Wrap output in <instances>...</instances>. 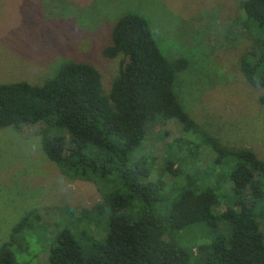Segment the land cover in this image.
I'll list each match as a JSON object with an SVG mask.
<instances>
[{
	"label": "trees",
	"instance_id": "obj_1",
	"mask_svg": "<svg viewBox=\"0 0 264 264\" xmlns=\"http://www.w3.org/2000/svg\"><path fill=\"white\" fill-rule=\"evenodd\" d=\"M242 10L252 47L240 58V72L249 87L264 90V0H245ZM102 55L123 58L108 94L100 73L88 63L67 62L42 85L0 83V130L44 125L42 151L62 174L95 181L113 171L119 180L118 188L104 193L83 216L102 233L99 238L84 229H59L44 248L46 264H264L262 214L255 211L264 199V161L249 149L222 146L185 112L173 83L187 61L167 60L147 21L133 13L117 21ZM158 118L182 126L184 135L175 147L186 144L194 175L207 172V166L198 168L205 158H198L202 150L211 153L208 183L188 176L170 201L166 185L148 180L153 159L133 157L148 125ZM166 159L162 173L175 180L185 163ZM222 164L230 169L227 176ZM218 187L230 192L229 201L220 202ZM37 219L30 212L12 229L9 243L0 246V264L30 263V258L17 260L13 248L18 236L38 232ZM189 229L200 238L187 246L183 238ZM198 240L203 242L194 247Z\"/></svg>",
	"mask_w": 264,
	"mask_h": 264
},
{
	"label": "rangeland",
	"instance_id": "obj_2",
	"mask_svg": "<svg viewBox=\"0 0 264 264\" xmlns=\"http://www.w3.org/2000/svg\"><path fill=\"white\" fill-rule=\"evenodd\" d=\"M244 1L0 0V83L42 85L67 62L88 63L100 73L108 94L123 58L107 59L102 52L111 44L117 21L125 14H137L147 21L167 60L187 61V68L175 76L173 93L189 117L222 146L249 149L264 161V90L249 87L239 65L252 47L243 26ZM43 130L44 125L0 130V246L9 243L12 229L34 212L40 229L28 238L18 236L13 248L17 260L30 258L29 264H46L44 248L59 229H84L99 238L102 233L93 223L87 225L83 216L119 184L113 171L95 181L62 174L42 151ZM183 135L179 123L158 118L148 125L139 152L133 153V157L144 154L153 159L148 180L166 185L164 195L169 201L186 185L188 176L196 182L202 178L206 184L212 172L210 150H202L198 158L204 154L205 158L198 168L207 166V172L194 175L186 144L181 150L175 147V140ZM165 159L185 163L177 179L162 173ZM220 168L224 176L229 174L225 164ZM216 195L220 202L231 198L222 187L216 189ZM255 211L262 214L258 220L264 234V199ZM190 231L183 238L187 246L200 238ZM86 244L90 245L83 242Z\"/></svg>",
	"mask_w": 264,
	"mask_h": 264
}]
</instances>
